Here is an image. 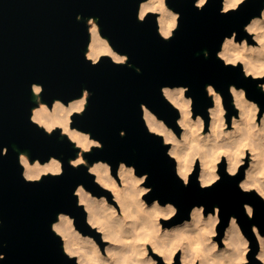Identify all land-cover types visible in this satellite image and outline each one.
Returning a JSON list of instances; mask_svg holds the SVG:
<instances>
[{
	"label": "water",
	"instance_id": "water-1",
	"mask_svg": "<svg viewBox=\"0 0 264 264\" xmlns=\"http://www.w3.org/2000/svg\"><path fill=\"white\" fill-rule=\"evenodd\" d=\"M172 6L183 14L181 25L173 39L164 40L156 32L151 14L144 22L136 18L137 0H0V152L4 145L9 146L7 155H0V217L5 219L0 243L8 244L4 249L8 258L0 264H72L62 251L60 238L52 232L51 222L58 211L67 210L87 229L73 189L83 181L101 191L85 166L67 164L77 150L67 139L58 138L59 129L48 135L30 121L36 103L31 90L34 80L45 84L44 98L49 101L76 96L85 86L92 89L86 112L75 117L77 124L104 141L102 149L87 154L89 160L135 162L138 171L151 172L152 195L177 202L181 216L194 202L209 207L220 203L225 222L232 213L241 217L255 249L251 224L260 223L264 229V199L254 191L240 190L227 174L212 188L201 189L195 181L185 187L165 147L147 131L140 103L147 101L174 124L177 113L163 97L162 84H190L196 109L206 111L210 98L205 85L215 82L226 91L234 81L264 103V92L256 81L244 79L237 68L225 67L215 55L223 35L242 29L247 18L264 7V0H247L239 11L228 14L220 13V0H210L203 10L194 7L193 0H172ZM78 12L84 13L83 20L76 19ZM91 15L101 17L104 34L116 47L131 53L142 72L115 65L108 58L96 66L85 59L87 18ZM204 49H210L212 55L205 57ZM122 128L127 135H120ZM26 149L34 156H61L66 162L64 174L26 181L18 163L19 151ZM245 200L256 204L255 220L244 212Z\"/></svg>",
	"mask_w": 264,
	"mask_h": 264
},
{
	"label": "clouds",
	"instance_id": "clouds-1",
	"mask_svg": "<svg viewBox=\"0 0 264 264\" xmlns=\"http://www.w3.org/2000/svg\"><path fill=\"white\" fill-rule=\"evenodd\" d=\"M209 3L193 0L199 10ZM246 4L247 0H220L219 11L228 14ZM150 14L158 35L173 39L183 14L172 6V0H137L136 18L144 22ZM76 19L83 20L84 13L78 12ZM87 32L84 57L93 66L108 58L115 65L143 71L132 61L131 53L116 47L104 34L101 17L87 18ZM203 51L205 57L212 55L210 49ZM215 55L225 67L237 68L244 79L256 81L257 88L264 92V7L248 17L242 29L225 33ZM31 90L36 103L30 121L48 135L59 129L58 138L67 139L77 150L67 164L85 166L92 182L101 189L96 191L83 181L73 189L87 229L67 210L58 211L51 222V230L60 238L62 251L72 264H253V259L264 264V229L260 223L251 224L254 249L253 237L241 217L232 213L225 222L220 203L209 207L205 202H194L181 216L177 202L152 195L155 185L148 183L151 172L138 171L135 162L89 160L87 154L102 149L104 141L77 124L75 117L86 112L93 96L91 88L85 86L76 96H57L51 101L44 98L43 82L32 81ZM160 91L176 110L175 123L147 101L140 103L141 119L165 147L183 185L188 187L195 181L201 189H208L227 174L240 190L254 191L264 199V103L235 81L226 91L215 82L205 85L210 98L206 111L196 109L190 84L165 83ZM120 135H127V129H120ZM8 152L9 146L4 145L0 155ZM18 163L28 182H39L49 174L58 177L66 170L65 160L56 154L42 157L19 151ZM243 209L248 219H256L255 203L245 200ZM4 225L5 219L0 217V228ZM7 247V241L0 243V262L8 258Z\"/></svg>",
	"mask_w": 264,
	"mask_h": 264
},
{
	"label": "rangeland",
	"instance_id": "rangeland-1",
	"mask_svg": "<svg viewBox=\"0 0 264 264\" xmlns=\"http://www.w3.org/2000/svg\"><path fill=\"white\" fill-rule=\"evenodd\" d=\"M27 150V149H26ZM243 167V166H242ZM250 255H251V253H250ZM177 256L179 257V253L177 254ZM253 264H258V262L257 261H255V259H253Z\"/></svg>",
	"mask_w": 264,
	"mask_h": 264
},
{
	"label": "bare ground",
	"instance_id": "bare-ground-1",
	"mask_svg": "<svg viewBox=\"0 0 264 264\" xmlns=\"http://www.w3.org/2000/svg\"><path fill=\"white\" fill-rule=\"evenodd\" d=\"M21 151H24V150H21ZM28 151V150H27Z\"/></svg>",
	"mask_w": 264,
	"mask_h": 264
}]
</instances>
